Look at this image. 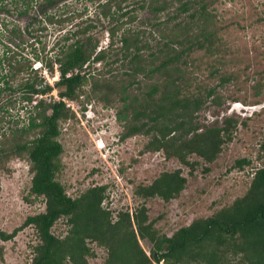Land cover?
<instances>
[{"label":"rangeland","instance_id":"1","mask_svg":"<svg viewBox=\"0 0 264 264\" xmlns=\"http://www.w3.org/2000/svg\"><path fill=\"white\" fill-rule=\"evenodd\" d=\"M24 1L28 2L0 0V57L6 52L7 56L12 55L21 62L23 59L35 62L33 67H37L38 75L52 86L51 92L43 97L47 101L61 99L68 107L69 116L58 121V140L63 151L60 170L56 174L67 195L75 198L91 186L106 185L102 206L111 211L112 221L117 219L118 212L131 214L144 205L147 219L153 221L159 235L169 236L193 219L211 216L231 206L247 193L256 170L264 167V0H204L207 20L195 18L196 24L179 36L182 41L188 34L184 39L186 42L173 43L177 50L185 45L190 47L174 65L179 67L181 93L198 96L203 101L191 117L193 123L199 125L198 131L221 126L226 117L236 120L230 137L224 138L212 162L192 153L187 156L189 165L175 157H165L161 150L148 148L151 134L136 132L123 137L127 122L117 116L122 103L118 97L107 102L100 99L99 92H91L89 81L78 88L77 98H61L54 84L60 77L57 64L50 72L40 63L41 59H52L63 43H71L74 38L66 41L61 38L66 35L69 38L73 30L86 23H92L86 35L93 34L99 40L97 50L105 48L109 42L107 28L117 19L120 28L116 31L113 47L120 45L118 40L123 30H143L142 36L148 40L149 47L142 53L148 61L150 52L158 53L167 41L159 34L161 29L165 28L170 34L171 28L190 22L188 14L193 9L165 22L168 15L176 14L177 3L157 14L147 7H139L142 0H123L121 4L123 11L129 12L127 15H120L122 11H116V6L112 5L104 16L103 8L98 4L104 0H61L47 8L39 6L40 0H29L27 12L19 13ZM39 7L46 8L48 16L55 15L53 22L43 21L45 14L43 19L36 15ZM129 15L136 17L131 20ZM62 17H68L67 21L58 22ZM202 33L214 34L210 47ZM194 34L205 43L204 48L191 46L190 41H195ZM80 37L84 38L85 34ZM104 60L92 64L91 72L98 73L100 78L123 79L133 93L145 94L150 83L159 81L158 74H140L132 80L125 74V71L129 72L128 60L115 48L108 50ZM160 60L157 58L154 64ZM10 65L5 63L4 69H0V85L1 77L9 71ZM26 76L23 72L17 74L8 83L13 89L0 93V133L25 123L27 111H31V105L41 97L32 96V101L26 102L22 93L15 90ZM209 89H214L212 96L207 95ZM241 105L247 110L241 109ZM141 121H144L142 117L137 119V123ZM242 158L248 162L237 165L236 161ZM178 168L187 181L175 198L165 201L158 196L144 197L137 193L139 186L149 185L162 172ZM31 177L30 162L25 154L10 157L0 168V228L11 232L20 227L12 239H0V264H29L31 261L32 246L38 238L33 226L21 225L28 215L45 209L44 198L30 191ZM68 228L66 217H60L51 230L54 235L63 237ZM138 240L146 255L151 257V242L140 237ZM87 243L91 250L87 256L88 264H103L107 249L92 240ZM64 264L71 263L66 260ZM188 264L205 263L190 261ZM222 264L244 262L241 253L234 257L228 250Z\"/></svg>","mask_w":264,"mask_h":264},{"label":"trees","instance_id":"2","mask_svg":"<svg viewBox=\"0 0 264 264\" xmlns=\"http://www.w3.org/2000/svg\"><path fill=\"white\" fill-rule=\"evenodd\" d=\"M58 1L61 0H40L39 6L47 8ZM121 2L123 0H104L98 4L103 8L104 16H107L112 5L116 6V11H122L120 15H127L129 12L127 9L123 11ZM142 2L139 7H147L157 14L177 3L176 14L168 15L165 22L193 9L188 14L190 22L185 21L181 26L171 28L170 34L166 33L165 28L161 29L159 34L167 38V41L163 42V49L158 50V53L150 52L151 59L148 61L142 53L149 47L148 40L142 36L143 30H123L118 40L120 45L113 47L116 31L120 28L117 19L116 23L107 28L109 42L105 48L97 50L99 40L93 34L86 35L92 27V23H86L73 30L69 38L67 35L61 38L65 41L72 38L74 40L63 43L52 59H41L40 64L50 72H53L54 65L57 64L60 77L54 84L58 87L61 98H77L78 88L88 81L91 92H99L100 99L107 102L118 97L122 109L118 110L117 116L127 122L123 137L136 132L151 134L146 146L154 151L161 150L165 157H175L181 163L189 165L187 156L195 153L205 161L212 162L219 153L224 138L230 137L236 120L226 117L223 125L198 131L200 127L193 123L191 117L199 110L203 101L198 96L181 93L178 84L181 75L179 67L174 65L190 47L185 45L177 50L173 46L176 42H186L184 39H187L188 34L184 35L182 41L179 36L190 30L195 18L207 20L206 4L204 0ZM21 5L19 13H26L30 6L29 0ZM46 8L39 7L36 15L42 18L45 14L43 21L53 22L55 15L48 16ZM135 17L136 15H129L128 18L133 20ZM66 19L68 17H62L58 22L67 21ZM81 34H85V37H80ZM201 36L209 47L214 42L213 33H202ZM193 37L195 41H190L191 46H206L199 41L198 34ZM112 48L128 60L129 72L125 71V74L132 80L140 74H158L159 81L150 83L145 94H136L128 90L123 79L100 78L98 73L91 72V65L105 61L108 50ZM34 57L39 59L37 53ZM157 58L161 60L154 64ZM26 61L28 59L21 62L12 55L7 56L6 52L0 57V69H4L2 66L5 63L11 64L9 71L1 77L0 93L13 89L8 83L23 72L27 76L14 87L15 90L22 93L26 102H31L32 96H41L31 105V111H27L25 123L16 124L8 132L0 133V168L10 157L25 154L32 171L30 191L44 198V211L28 215L21 225L33 226L38 238L37 243L32 246L33 255L29 264H64L66 260L71 264H88L87 256L91 254V250L87 240L107 249L103 264H188L190 261L222 264L228 250L234 257L241 253L244 264H264V167L256 170L247 193L231 206L222 208L211 216L193 219L169 236L159 235L153 227V221H148L144 205L131 214L128 211L118 212L117 219L112 221L111 211L102 206L106 185L91 186L75 198L67 195L62 183L56 179V174L60 170V155L63 151L58 140V121L69 116L68 107L61 99L47 101L43 97L51 92L52 86L38 75L37 67H33L35 62ZM109 94L115 97H110ZM213 94L214 89H209L207 95ZM140 117L144 121L137 123ZM262 147L264 149V142ZM247 162L246 158L236 161L239 166ZM186 181L178 168L162 172L149 185L139 186L136 191L144 197L158 196L168 201L184 189ZM60 217H66L69 224L63 237L54 235L51 230ZM19 230L20 227H17L6 232L0 228V239L10 240ZM137 236L151 242V257L143 251Z\"/></svg>","mask_w":264,"mask_h":264},{"label":"built area","instance_id":"3","mask_svg":"<svg viewBox=\"0 0 264 264\" xmlns=\"http://www.w3.org/2000/svg\"><path fill=\"white\" fill-rule=\"evenodd\" d=\"M242 106V105H241ZM241 109H244V110H247V107H244V106H242V108ZM246 112V111H245Z\"/></svg>","mask_w":264,"mask_h":264}]
</instances>
